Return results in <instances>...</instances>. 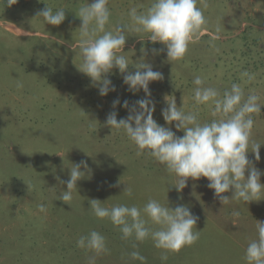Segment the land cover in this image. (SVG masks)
Listing matches in <instances>:
<instances>
[{"label": "rangeland", "instance_id": "obj_1", "mask_svg": "<svg viewBox=\"0 0 264 264\" xmlns=\"http://www.w3.org/2000/svg\"><path fill=\"white\" fill-rule=\"evenodd\" d=\"M86 2L92 0L0 3V264H88L96 254L79 248L77 241L91 231L105 237L109 250L96 256L95 264H140L131 259L133 251L143 255L146 264H247L248 243L258 238L256 221L264 222V193L260 201L233 200L225 205L204 178L189 179L177 192L174 174L151 156L137 155V146L123 132L106 125L114 100L121 102L115 108L119 120L128 115L123 102L131 107L145 94L128 91L123 75L114 68L108 78L116 90L101 97L78 71L82 63L78 10ZM151 3L109 0L106 29L130 28V9L144 12ZM45 6L54 12L63 8L65 21L59 26L44 24L35 16ZM197 6L207 23L181 60H167L163 45L128 31L123 51L130 60L129 71L134 72L132 66L144 57L163 74L162 80L149 85L155 102L153 118L178 137L183 132L165 124L161 116V109L173 98L185 112L198 108L202 123L217 118L208 106L196 105L195 76L221 93L239 83L245 95H259L261 109L253 114L251 140L262 145L260 159L250 153L251 145L248 158L264 173V0H197ZM245 71L255 78L247 81L241 76ZM80 161L87 162L90 174L77 182L78 193L71 201L59 200L71 164ZM260 182L264 184V175ZM127 187L133 190L131 197L123 192ZM92 199L109 208L125 204L142 209L149 199L170 208L186 205L198 217L199 239L179 252L166 253L163 261V250L154 247L150 238L123 239L118 226L97 218L90 208ZM41 204L45 212L39 210ZM237 211L239 217L233 215ZM148 227L158 226L149 222Z\"/></svg>", "mask_w": 264, "mask_h": 264}, {"label": "clouds", "instance_id": "obj_2", "mask_svg": "<svg viewBox=\"0 0 264 264\" xmlns=\"http://www.w3.org/2000/svg\"><path fill=\"white\" fill-rule=\"evenodd\" d=\"M17 0H14V4ZM5 4V0H0ZM9 3L7 0L6 5ZM109 0H92L84 3L78 10L79 49L82 63L79 72L88 77L91 84L98 88L101 97L115 92L108 75L115 68L123 75V83L133 94L143 91L144 98L135 101L129 107L125 100L122 107L128 110L125 118L117 120L115 108L120 105L119 98L113 101V111L106 117V125L117 132H123L137 146V155H149L164 165L167 171L177 177L175 190L182 192L189 179L208 181L207 187L213 190L220 203L229 204L233 200L245 203L260 201L264 193V184L260 177L264 175L248 158L249 146L256 161H259L261 144L251 140L254 126L253 114H260V96L254 93L245 95V89L239 83H232L222 93L213 86H206L205 79L197 75L192 83L195 85L193 99L196 105L208 106L211 116L217 117L210 122L199 120V109L185 112L177 107L175 99L166 102L161 109L165 124H174L182 136L165 126H161L153 118L155 102L151 99L150 83L163 79V74L154 71L144 57L132 66L124 55L128 35L127 32L140 33L147 36L152 43H160L166 50L167 60L178 61L185 57L189 44L204 29L207 20L197 0H152L144 12L132 7L128 13L132 25L130 28L121 25L114 30H107L111 11ZM206 8L207 4L204 3ZM35 17L43 18L44 24L61 25L66 17L63 8L55 12L45 6ZM157 53L159 50L153 49ZM247 81L255 78L247 71L241 73ZM246 81V82H247ZM22 88V83H17ZM83 169V171L81 170ZM86 161L71 164L66 190L59 196L61 201H71L73 193H78L77 182L90 174ZM247 172V176L245 175ZM132 188L127 187L124 193L131 197ZM231 192V197L224 195ZM93 214L99 219H109L118 226L123 239L134 237L136 241L151 239L154 247L163 250L161 260H167L168 252H179L185 246H191L198 239L201 231L196 230L198 217L186 205L170 208L168 203L162 204L149 199L144 207L127 206L125 204L104 207L97 199L90 201ZM41 212L46 211L44 204L39 205ZM239 217V212H234ZM147 217V219H145ZM158 226L156 230L148 227V223ZM195 229V230H194ZM258 238L248 243L245 251L247 264H264V222L256 221ZM77 246L93 251L96 256L107 253L105 237L91 231L81 236ZM96 256L88 259V264H95ZM131 259L146 264V258L138 251L130 253Z\"/></svg>", "mask_w": 264, "mask_h": 264}]
</instances>
